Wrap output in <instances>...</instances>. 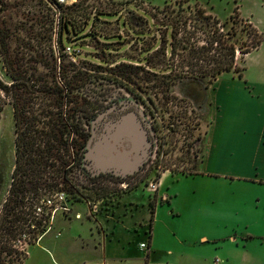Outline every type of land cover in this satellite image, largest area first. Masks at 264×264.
Listing matches in <instances>:
<instances>
[{
	"label": "rangeland",
	"instance_id": "obj_1",
	"mask_svg": "<svg viewBox=\"0 0 264 264\" xmlns=\"http://www.w3.org/2000/svg\"><path fill=\"white\" fill-rule=\"evenodd\" d=\"M73 1L64 0L62 3L69 5ZM82 1L81 8L66 9L70 20L62 28L63 46H71L75 50L76 61H73L89 73L87 82L76 92L88 100L101 101L107 96L121 95L129 98L125 87L129 85L134 88L135 74L129 75L132 80L122 79L117 72L122 70L118 65L130 64L133 68H127L134 71V67L141 66L139 76L142 85L153 90L155 103L151 106L153 110L157 109L155 104L159 106V121L165 137L168 135L160 154L168 149L166 155H159L157 171L147 173L149 181H131L126 186L120 182H95L81 166L73 167L68 173V180L70 183L72 181L74 192L62 190L63 187L68 188L66 183L51 186L45 192V198H55L56 207L62 209L46 224L47 232L51 235L48 233L49 237L43 243L47 244L54 235L57 238L62 236L60 249L69 254L70 249H75L68 243H72L71 238L78 234L80 227L77 225L90 221L94 228L93 239L98 242H101L102 232L112 239L116 228L120 226L118 233L124 237L120 244L131 239L135 253L139 252L140 240L148 242V234L152 232V244L158 250L157 261L162 264H264V144L254 145L242 156L244 159L239 164L243 166H235L238 171L236 174L239 175L237 178L230 174L219 177V174L214 173L211 176L208 169L200 164L204 159L207 131L213 118L209 88L212 91V86L219 78L235 81L228 80L234 91L242 96L241 99L247 100L251 107L252 100H249L248 89H245L246 82H264V0ZM166 5L169 6V12L183 6L188 14L194 12L197 5L204 6L225 24L222 26L225 32L234 33L230 41L238 48L243 44L250 45L247 34V20H250L262 33L263 41L250 54L237 50L235 63L239 69L247 67L244 76L240 78L234 71H225L213 81L210 80L211 76L190 78L196 76V71L188 62L190 58L193 64L208 69L213 68L215 61H218L215 60L218 58L215 52L217 44L213 48L208 40L212 26L202 21L196 23L195 18L190 17L188 26L181 25L182 31L178 33L179 40L176 41L179 44L174 53L172 41H175V37L172 36V26L167 25L170 19L164 17L167 11H161ZM52 6L49 0H0V19L11 30L10 46L15 54L24 57V66L34 80L40 77L49 80L56 59L59 69V54L62 50L58 41L60 11ZM237 8L240 17L234 22L230 16ZM154 13L158 14L156 18ZM53 22L55 29L52 38ZM202 24L204 26L198 29L196 25ZM191 31L194 33H187ZM188 35H192V38L186 37ZM164 36L165 54L157 53L163 48ZM191 49L202 50L200 60L188 56ZM69 60H72L70 56L62 62L70 67ZM170 73L173 76L171 81H164L161 85L154 83V75ZM13 81L0 51V82L10 84ZM186 90L195 92L198 102L182 94ZM170 94L175 98L167 104ZM0 108L1 210L10 183L9 174L16 159L14 107L10 95L1 87ZM34 108L38 111L39 104H34ZM79 114L86 124L85 113ZM258 137H262V134L259 133L255 140ZM156 177H162L164 184L161 192L155 194L150 191L148 182ZM52 182L55 184V181ZM60 191L64 192V198L58 196ZM130 192L137 202L125 200ZM164 194L168 195V200L163 199ZM135 208H138V211L134 210L135 215L126 217L125 221L127 227L141 217L147 219L145 228H135L139 233L128 231V227L124 229L120 223L123 212L127 214ZM57 223H60L58 227ZM60 225L64 230H60ZM38 235L37 231L30 232L29 244L24 246L27 243L24 241L23 245L15 247L17 252L23 251L22 246L29 251L21 264H40L41 259L48 256L39 247L40 242H36ZM204 236L207 238L204 239ZM249 236L253 238L248 240ZM12 249L13 246H0V259L14 260L17 252L11 254ZM123 250V245L116 247V251Z\"/></svg>",
	"mask_w": 264,
	"mask_h": 264
},
{
	"label": "trees",
	"instance_id": "obj_2",
	"mask_svg": "<svg viewBox=\"0 0 264 264\" xmlns=\"http://www.w3.org/2000/svg\"><path fill=\"white\" fill-rule=\"evenodd\" d=\"M49 1L53 4V8L57 7L60 11L59 23L61 29L58 30V41L62 48L59 54V69L56 59L54 70L50 78L51 80H46L45 77H40V79L38 78L37 80L32 78V75L29 74V70L24 66V57L15 54L10 46V28L0 19V51L3 54L7 71L14 80L10 84L0 82V87L10 95L14 107L16 122L15 177L20 180L17 190L20 191L25 187L28 191L36 190V192H38V190L42 188L44 194L51 186H59L62 183L68 184V188H62L63 191L68 189L74 192V185L72 181L70 183L68 180V173L73 167L79 168V166H81L85 169L83 159L86 155L89 137L87 129L84 126V118L79 114L83 112L85 113V117L88 115L89 100L76 92L79 87L87 82L89 73L85 69H82L81 66L77 65L73 60H69L70 67L65 64V62H62V60L69 57L63 46L62 28L66 22L70 20L67 16L66 9L81 8L80 5L83 1L78 0L69 5L63 4L59 0ZM161 11H167L164 17L170 19L167 25L172 26V36L175 37V41H172V51H174V53L179 44L177 42L179 40L178 33L182 31L181 25L184 27L188 26L190 17L195 18L196 23L202 21L212 26V34H208V40L211 43L210 46L213 48L215 43L217 44L215 52L218 54V58H215V60L218 59V61H215V66L213 68L208 69L197 66L199 64H193L190 58L188 62L192 64L193 69L196 71V76H191L190 78L198 79L200 77L211 76L210 80L213 81L216 80L218 75L225 71H234L242 78L244 76V70L247 67L243 66L239 69L236 65L237 50L240 49L243 54H250L254 49L258 48L263 41V36L259 29L250 20H247V34L250 45L243 44L244 47L241 46L238 48L234 42L230 41L234 33L230 31L225 32L222 29V26L225 24H222L218 17L208 12L202 5H197L195 11L189 12V14L183 6L178 10L173 9L171 13L169 12V6L166 5ZM175 11L176 13L173 14ZM238 12L237 8L236 12L230 16L231 21L237 22L239 20L240 16ZM153 16L156 18L158 14L154 13ZM54 22L52 26V38L55 29ZM196 26L198 29H201L204 24ZM187 33L194 32L191 31ZM186 37L191 39L192 35ZM163 42L162 50H157V53L165 54L166 36L163 37ZM200 54L203 55L201 49H191L188 56H192V59L196 58V60H200ZM73 66L75 68H72ZM118 67L122 69L117 71L121 76L126 74L130 75L140 68L136 66L134 67L135 71L129 70L127 67L133 68V66L126 63L119 64ZM172 77L171 73L156 76V82L161 85L164 81H171ZM36 103L39 104L38 111L34 108V104ZM66 105L69 106L68 109ZM91 180L95 182L108 181L107 178H91ZM52 181H55V184ZM29 209L28 231H33L31 229V224L33 222L37 223L40 232L44 231L46 228L42 224L44 216L42 220L37 219L36 213H33L35 208L32 204ZM153 220L154 214L151 218V229ZM151 233L152 232L148 234L149 238L152 237Z\"/></svg>",
	"mask_w": 264,
	"mask_h": 264
},
{
	"label": "crops",
	"instance_id": "obj_3",
	"mask_svg": "<svg viewBox=\"0 0 264 264\" xmlns=\"http://www.w3.org/2000/svg\"><path fill=\"white\" fill-rule=\"evenodd\" d=\"M228 80L232 81L230 79L222 80L219 78L214 86H212V91L209 88V95L213 106L210 109H213V118L207 131V146L204 159L200 164L208 169L207 171L211 176H214L212 175L214 173L219 174V177L230 174L237 178L239 175L236 174L238 171L235 166H243V164H239V161L244 159L242 156L248 153L254 145L257 147L264 144V82L245 81V89H248L247 93L250 95L249 100H252L250 107L247 100L241 99L242 96L234 91L235 88L231 86L232 84ZM259 133L262 134V137H258L255 140V137ZM162 182L164 184V181ZM131 193L125 196V200L137 202V200H134L135 198L131 197ZM138 208L131 209V212L127 214L123 212L120 223L124 229L128 227V231L132 230L139 233L135 228L139 226H141V229L142 227L145 228L148 220L143 217L138 221H134L133 225L126 227L125 218L135 215L134 210L138 211ZM59 224L57 223V227ZM77 226L80 227V230L75 237L71 238L76 245L73 242V244L68 243V246H75V249H70L69 254L67 251L62 252L60 249L62 246V236L57 238L54 235L50 238L51 240L47 241L48 245L44 244L43 242L51 235L50 232L46 233L40 241L39 247L48 256L43 257L40 264H162L161 261H157L156 253L158 250L153 247L152 237L148 239V242L145 239L140 240L139 252L135 253L131 245V239H128V241L126 239L123 244H120L124 239L123 235L121 236L118 233L120 226L116 228L112 239L108 234L102 232L101 242L93 239L94 228H92L90 221L82 222L81 225ZM61 229L64 230V227L61 226ZM48 233L50 234L47 236ZM203 238L206 239L207 237L204 236ZM248 238L250 240L253 237L249 236ZM142 242H147L148 247L143 248L141 246ZM119 245H123L124 250L122 252L116 251V247Z\"/></svg>",
	"mask_w": 264,
	"mask_h": 264
},
{
	"label": "flooded vegetation",
	"instance_id": "obj_4",
	"mask_svg": "<svg viewBox=\"0 0 264 264\" xmlns=\"http://www.w3.org/2000/svg\"><path fill=\"white\" fill-rule=\"evenodd\" d=\"M139 67L141 68V66ZM139 69L134 72V88H130L129 85L125 87L130 94L129 98L121 95L118 97L107 96L101 101L97 99L89 100L88 115L86 116L85 124L89 134L88 144L93 142L92 144L95 145L96 141L100 139H102V141L108 139L112 143H116L117 148L121 152L120 156L123 155L119 160L122 166L117 165L116 167H108L106 170H101L97 168L92 150L88 148L87 145L83 165L85 167L84 170L90 178H107L110 182L149 181L150 178L146 176L147 173L157 171V162L160 158L159 155L164 156L167 154L166 151L168 147L164 150V153L160 154L161 146L166 142L168 135L165 137L161 127V121H159L160 114L157 110L159 106L155 104L157 109H152L151 104L155 103L152 93L153 90L150 91L142 85L143 82L139 76L141 71H139ZM154 76V83H157L156 75ZM122 79L127 81L132 80L129 74L123 75ZM188 90H186V92L182 91V94H186L192 101L198 102L197 94ZM171 94L167 97L168 100H170L166 101L167 104H170L175 98V96ZM132 114L139 116V118L143 120L151 142L149 155L143 164L139 162L141 152L133 148L132 140L129 137H123L120 143L113 138L124 117ZM117 154L118 153L115 151L113 155L117 156ZM15 168L16 159L15 165L9 174L10 183L6 198L2 204V209L0 210V246L3 248L13 246V249L14 246L19 245V241L24 244V233L29 230V208L31 204L36 210L45 198L42 188H40L38 192H36V190L28 191L25 187L20 191L17 190L20 180L15 177ZM35 210L33 213H35ZM39 220H42V217L39 216ZM13 252H15V250H12L11 253Z\"/></svg>",
	"mask_w": 264,
	"mask_h": 264
},
{
	"label": "water",
	"instance_id": "obj_5",
	"mask_svg": "<svg viewBox=\"0 0 264 264\" xmlns=\"http://www.w3.org/2000/svg\"><path fill=\"white\" fill-rule=\"evenodd\" d=\"M125 136L132 140L133 148L141 152L139 162L143 164L149 155L151 142L145 123L139 116L133 114L125 116L113 138L120 143ZM92 143L88 144V148L92 150L97 168L106 170L108 167L122 166L119 160L123 155L120 156L121 152L116 143H112L108 139L104 141L100 139L96 141L95 145ZM115 151L118 153L117 156L113 155Z\"/></svg>",
	"mask_w": 264,
	"mask_h": 264
},
{
	"label": "built area",
	"instance_id": "obj_6",
	"mask_svg": "<svg viewBox=\"0 0 264 264\" xmlns=\"http://www.w3.org/2000/svg\"><path fill=\"white\" fill-rule=\"evenodd\" d=\"M59 1L62 2L64 0H59ZM75 1H78V0H74L73 2H75ZM65 51L67 52L68 56H70L72 58V60L76 61V52L71 46H67V48H65ZM162 181H163L162 177H156L152 181L148 182V186H149L150 191H152L155 194L157 192H159L160 188L162 186ZM120 183H125V184H122V185L126 186V185H128L129 182H120ZM57 194H58V196L60 198H64V192L60 191ZM162 197H163V199L168 200V195L167 194H164ZM55 201H56L55 198L49 196L48 198H44L42 200V203L36 208V212L35 213H36L37 219H39V216L42 217V218L44 216V219L42 220V224L45 227H46V224H48V222H50L52 218L54 219L55 213L58 210L62 209V207H60V206L56 207V205H55L56 202ZM47 209H49V210L47 211ZM53 211H54V213H53ZM31 229L33 231L39 232L38 238L36 237V239H37L36 242H38V243L43 239V237L46 235V233L48 231V229L46 227L44 231L40 232L39 227H38L36 222H33L31 224ZM23 239H24L25 242H27V243H25L24 246L29 244L30 231H26L24 233ZM20 245H23L21 241H20L19 245L14 246V249H12V250H15V252H13L11 254L16 253L17 249L15 247H20ZM24 246L21 247V249H23V251L20 250L21 252H19V250H18L17 256L14 258V260H11V259L2 260V259H0V264H21L22 261H24L26 259L25 255H28V253H29V251L24 250L25 249ZM141 246L143 248L148 247V243L147 242H142ZM8 255H10V254H8Z\"/></svg>",
	"mask_w": 264,
	"mask_h": 264
}]
</instances>
